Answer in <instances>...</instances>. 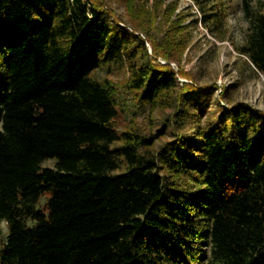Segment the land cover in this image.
Here are the masks:
<instances>
[{
  "label": "trees",
  "instance_id": "trees-1",
  "mask_svg": "<svg viewBox=\"0 0 264 264\" xmlns=\"http://www.w3.org/2000/svg\"><path fill=\"white\" fill-rule=\"evenodd\" d=\"M241 12L235 49L264 73V0ZM130 24L101 0H0V264H264V112L180 85ZM99 69L169 110L167 142L116 129Z\"/></svg>",
  "mask_w": 264,
  "mask_h": 264
},
{
  "label": "rangeland",
  "instance_id": "rangeland-1",
  "mask_svg": "<svg viewBox=\"0 0 264 264\" xmlns=\"http://www.w3.org/2000/svg\"><path fill=\"white\" fill-rule=\"evenodd\" d=\"M101 1L110 7L120 24L131 28L133 20L147 31L148 34L137 33L147 40L148 51L155 53L159 63H169L177 72L180 85L193 84L199 90L210 88L213 98L226 107L241 102L264 112V73L254 75L235 49L243 42L246 28L241 0ZM206 12L218 13L217 26L203 24ZM166 51L175 58L167 62L163 58ZM95 75L107 79L115 89L117 105L113 121L118 131L131 129L150 136L155 149L169 140L166 133L161 134L169 110H150L138 104L136 96L125 87L126 69L110 73L99 69ZM209 108L214 111L215 102H210ZM43 165L53 166V161L47 159ZM44 196L37 207L43 208ZM5 234L6 225L0 221V245Z\"/></svg>",
  "mask_w": 264,
  "mask_h": 264
}]
</instances>
